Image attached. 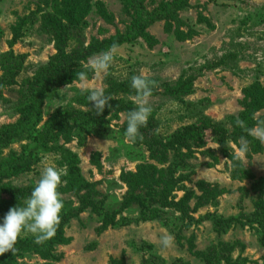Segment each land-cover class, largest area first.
<instances>
[{
    "label": "rangeland",
    "instance_id": "obj_1",
    "mask_svg": "<svg viewBox=\"0 0 264 264\" xmlns=\"http://www.w3.org/2000/svg\"><path fill=\"white\" fill-rule=\"evenodd\" d=\"M120 36L132 41L87 82L106 92L112 81L148 77L147 124L129 139L132 109L111 111L121 142L90 134L84 144L66 124L51 151L36 150L31 171L0 180V206L12 208L30 194L1 187L31 193L42 169L56 167L64 202L52 239L36 244L25 233L0 264H264V143L249 134L264 131V0H0V161L37 146L11 137L22 114L40 113L36 131L58 108L83 107L76 75ZM241 114L237 127L231 118ZM202 117L229 131L196 149L186 169L165 142ZM64 151L77 154L83 181Z\"/></svg>",
    "mask_w": 264,
    "mask_h": 264
},
{
    "label": "trees",
    "instance_id": "obj_2",
    "mask_svg": "<svg viewBox=\"0 0 264 264\" xmlns=\"http://www.w3.org/2000/svg\"><path fill=\"white\" fill-rule=\"evenodd\" d=\"M131 41L132 39L128 36H120L115 39L114 44L117 47ZM226 58H228L227 55L222 56L219 61ZM217 62H213V64H217ZM111 85L112 86L105 92V95L110 97V106H106L102 114L95 113L92 103L87 100V93L76 98V101L83 105L82 108H76L73 105L60 107L56 110L51 119L48 120L42 128H39L36 131H32V129H35V125L40 122V113L22 114V118L9 127L11 137L13 140H20L23 137L32 138L37 142V146L31 148L27 153H21L20 155L12 153L9 157L1 160L0 180L11 175L13 176L14 174L31 171L33 164L37 162L36 154L39 151L36 150L42 148L44 151H51V146H49L48 143L50 140H55L57 143L63 131V126L66 124H68L66 127H68L67 130L69 131V134L79 139L80 143L83 144L86 142L87 136L90 134H95L100 137L107 136L108 138H115L118 142H121L120 133L117 135V132L110 127L111 120L113 119L112 117H117L118 114L112 116H109V114L111 111H116V113H118L126 108H135L136 105H134L133 101L131 100V102H129L126 97L137 95L128 82L118 83L112 81ZM117 95L118 98H115L114 96ZM193 108L195 107L193 106ZM238 118L245 121L244 118L246 117L241 114ZM231 119L235 120V126L239 127L236 123L237 118L232 117ZM200 122L179 128L170 136V139L165 142V146L170 150L174 148L179 149L178 153H174V160L178 165H182L186 169L191 168L188 160L193 157L195 158L196 149L205 147L210 140H216L229 131L228 128L223 127V122L217 123L206 117L200 118ZM207 131H210L211 134H207ZM64 152L66 154L65 158L71 162L68 170L69 174L75 175V180L83 181L78 168L79 158L77 154H74L71 151ZM177 160L180 161V163ZM194 165L195 164H193V166ZM64 166L66 168L68 167L66 165ZM1 188L12 197H22L30 194L26 189L17 187L4 186ZM10 208V200L7 201L4 206H0V218H3Z\"/></svg>",
    "mask_w": 264,
    "mask_h": 264
},
{
    "label": "clouds",
    "instance_id": "obj_3",
    "mask_svg": "<svg viewBox=\"0 0 264 264\" xmlns=\"http://www.w3.org/2000/svg\"><path fill=\"white\" fill-rule=\"evenodd\" d=\"M115 51L116 45L113 44L101 55L89 59L85 71L76 75V79L84 85L81 91L87 93V100L92 103L96 114H102L105 107L110 106V97L105 95L102 87H93L88 84L87 72L91 71L96 75L107 72L113 62ZM130 86L138 100L136 107L128 112L124 134L129 139H135L151 115L152 108L147 103V98L152 95L154 85L141 73L131 78ZM236 123L241 127L244 126V121L239 118ZM249 134L264 143V131L249 130ZM235 159H240L239 154L235 156ZM62 183V173L56 167L46 166L42 169L39 179L23 204L19 203L10 208L5 216L0 218V255L9 251L14 253L18 239L25 233L31 234L36 244H42L56 235L64 209V202L59 192ZM163 244L168 246L170 237L165 236Z\"/></svg>",
    "mask_w": 264,
    "mask_h": 264
}]
</instances>
